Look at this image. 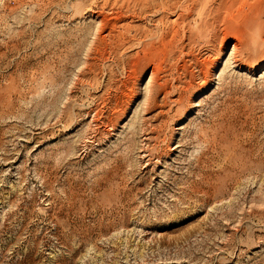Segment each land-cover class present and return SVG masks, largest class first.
Listing matches in <instances>:
<instances>
[{
    "label": "rangeland",
    "instance_id": "1",
    "mask_svg": "<svg viewBox=\"0 0 264 264\" xmlns=\"http://www.w3.org/2000/svg\"><path fill=\"white\" fill-rule=\"evenodd\" d=\"M0 264H264V0H0Z\"/></svg>",
    "mask_w": 264,
    "mask_h": 264
}]
</instances>
